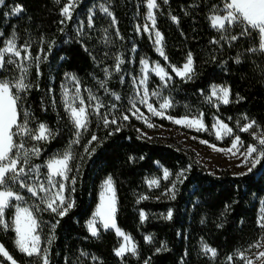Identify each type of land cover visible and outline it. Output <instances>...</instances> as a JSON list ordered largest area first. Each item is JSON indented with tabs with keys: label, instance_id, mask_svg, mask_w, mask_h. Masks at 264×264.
I'll list each match as a JSON object with an SVG mask.
<instances>
[{
	"label": "trees",
	"instance_id": "1",
	"mask_svg": "<svg viewBox=\"0 0 264 264\" xmlns=\"http://www.w3.org/2000/svg\"><path fill=\"white\" fill-rule=\"evenodd\" d=\"M144 1L76 0L70 20L61 15L65 0L59 3L57 0H3L0 3V47L14 32L18 46L30 44L32 56L26 62L19 61L28 65L26 82L31 88L20 94L18 119L22 122L27 113L29 128L35 131L44 123L54 133L49 141L15 139L17 142L23 139L26 148L33 145L41 148L40 155L30 159V164L41 166L40 183H46V161L66 150L73 155L65 195L74 202V207L63 217L51 211L34 212L40 225L41 248H49V264H145V261L149 264H228L230 256L235 264H240L236 252L263 235L257 216L259 199L264 196V166L258 164L246 175L234 174L228 169L208 171L190 149L142 135L138 121L130 113V98L142 58L158 60L172 77L161 90L162 98L173 101V107L166 110L169 115H202L206 133L201 136L216 144L228 145L236 135L245 145L257 143L253 130L259 129L264 134V51L249 50L259 49V34L253 30L251 35L241 36L245 25L240 23L228 26L227 31L211 26L209 17L213 12L221 13L226 0H168L167 3L158 0L156 28L164 37L168 58L165 61L155 52L149 37L137 30L145 13ZM15 5L24 9L18 16L11 13ZM100 5H106L113 15L102 12ZM90 16L91 27L88 26ZM172 16L178 18V23L173 22ZM233 35L238 39L231 40ZM189 52L195 72L191 80H184L169 65L181 66ZM37 55L41 57L39 74L34 59ZM117 56L124 61L119 71H116ZM66 74L78 79L90 112L96 103L89 100L92 95L103 103L100 111L109 113L111 109L109 119L116 116L118 123L105 127L103 120L92 114L88 131L81 135L79 143L72 144L76 139L75 128L61 97V83ZM20 75L15 64L0 69V80L14 83ZM212 85L230 89L228 104L216 105L210 100ZM113 104L115 109L111 108ZM123 115L128 120H123ZM217 117L233 129L232 135L221 141L208 134ZM251 121L257 126L249 132L239 131ZM92 134L98 139L88 146L89 151L95 149L89 157L84 146ZM163 169L170 173L167 179L162 178ZM181 172L183 175L178 178ZM71 177H75L74 184ZM107 177L112 178L115 188L116 225L135 242L136 255L115 254L119 238L114 230L100 228L99 235L92 236L87 228L98 202L100 185ZM151 179H158V185L150 186ZM173 185L174 193L168 191ZM12 188L25 199L13 201L14 206L6 210L10 227L5 231L0 226V244L19 264H42L37 257H28L17 249L11 228L15 205L33 210L40 201L17 185ZM169 211L171 219L166 218ZM141 212L145 214L143 220ZM53 224H56L54 230ZM52 235L55 239L49 245ZM145 237H150V242ZM202 244L215 249L216 255L203 252ZM162 245L166 250L157 252ZM0 264L11 262L0 255Z\"/></svg>",
	"mask_w": 264,
	"mask_h": 264
},
{
	"label": "snow or ice",
	"instance_id": "2",
	"mask_svg": "<svg viewBox=\"0 0 264 264\" xmlns=\"http://www.w3.org/2000/svg\"><path fill=\"white\" fill-rule=\"evenodd\" d=\"M59 3L60 0H57ZM168 0H164V3H167ZM0 3H3V0H0ZM159 5L157 0H147V17L146 19L151 21V31L154 33L153 43L156 45V51L160 54L161 57L167 61V56L164 52L163 40L164 37L162 34L156 30V18L154 15V9H157ZM74 10V5L72 0H69L68 3H65L61 8V15L65 20L72 19V11ZM108 16H112V12L109 11L107 7H102L101 9ZM24 11L23 7L20 5H15L12 9L13 15H20ZM224 12L226 14L219 15L216 12L209 17L211 21V26L216 28L218 31H227L228 26L234 25L237 23L244 24L245 30L241 32V36L251 35L252 31L255 30L260 35L261 39L259 42V49H250L249 51L255 52L257 50L264 51V0H226L224 5ZM7 15V14H6ZM171 19L173 22L178 23V18L172 16ZM64 21L62 20L61 23ZM113 23H115V18L113 17ZM88 26H92L91 16L88 19ZM138 31L141 29L138 28ZM143 31H150L149 25L145 24L143 26ZM119 33H117L118 35ZM238 37L233 35L231 40L235 41ZM216 43L217 41H213ZM30 44H23L18 47L16 43V36L13 34L6 42L4 47H0V69H3L6 65L15 64L21 75L16 78L13 83L10 80H0V226L6 231L9 229L10 225L5 221L6 210L10 207H13V201H24V196L19 192L14 191L12 185H17L20 189H25L27 193L31 194L32 197L38 198L40 203L33 207V210H29L28 207H20L18 204L15 205L16 213L15 218L12 221L11 228L15 232V244L18 250L25 254L28 257H37L42 264H49V248H41L40 245V235L38 234V229L40 227L37 218L34 216V212L42 211H51L60 217L67 215V213L74 207V202L71 201L66 195V185L65 181H68L70 178L68 173L71 171L70 161L73 159L72 152L66 150L63 154L51 158L45 162V167L47 168L46 183H40V165L30 164L31 157L39 156L41 153V148L33 145L31 148H26L23 139L20 142H17L15 137L27 138L34 141H49L54 137L52 130L44 123H40L38 128L34 131L28 127L27 113H24L23 121L21 122L18 112V101L21 100V93L27 92L31 88V84L26 82L28 75V65L25 63H20L19 61H28L32 59L31 53L29 52ZM51 45L49 47V50ZM22 52L25 53L22 56ZM37 62V74L39 61L41 57L37 55L34 58ZM46 59V56L44 57ZM239 63V59L236 61ZM124 61L117 56L116 58V71L120 70V65ZM142 65V72L144 75L139 80V85L144 87L143 95L139 96V102L147 106L148 110L156 116H164L165 110L173 107V101L169 98H163V101L159 104V110L153 107L151 103L148 102L149 92L147 88V73L153 71L158 75L161 81L164 82V86L167 87V82L172 79V77L165 71V68L160 66L159 63H154L150 66V63L147 59H142L140 61ZM193 57L189 52L186 62L181 66L177 67L174 65H169L172 72L184 80H191L195 69L193 66ZM107 73L108 70L105 69ZM70 79L75 80L76 77L70 76ZM103 87V82L101 83ZM77 93H79V84L77 83ZM153 96H159L160 93L153 91L151 93ZM65 110L69 114V118L73 123L75 128V137L71 143L77 144L80 141V137L84 132L88 131L89 116L95 114L97 117L103 120V124L107 127L109 124H117L118 120L116 116H112L109 119V113H102L100 109L104 108L103 103L99 101V98L96 96H89V100H95V106L90 112L85 106V101L77 95L73 98L74 100H79V106H73V101L67 99V94L65 93ZM230 96V89L226 87H213L211 89V97H215L224 104H228ZM116 99L119 100L120 97L116 96ZM112 109L116 108V105L111 106ZM132 108L135 109L134 115L139 113V108H136V104L132 103ZM140 116H143L140 113ZM123 120H128L127 115L121 117ZM139 118V117H138ZM173 119L172 117H168ZM247 119V117H245ZM173 122L178 125H184L188 127L195 128L196 130H201L204 128L202 119L200 118H188L187 116L179 119H173ZM219 129L216 132L218 139L223 138V136H230L233 133V129L230 128L227 124L218 121ZM149 127L153 125L149 124ZM256 125L255 121H251L247 124H244L239 131L240 132H249ZM116 131H119L117 127ZM111 135V133H110ZM253 139L257 141L254 144H248L246 146V151L240 152V147H242L241 138L239 135H236L233 139L232 146L229 149L223 151L232 152L233 155L236 152H240V155L244 157V161L251 162V167L248 168V172H252L257 165L264 166L262 161H264V134L258 135V133L253 132ZM97 136L92 134L91 139L88 141V144L84 146L85 153L92 155L95 151L93 148L89 151V145L94 141H97ZM206 143L205 141H201ZM71 147V145H70ZM236 150L233 152V150ZM221 150V149H216ZM255 154V155H254ZM170 175L167 169L164 170L163 176L165 179ZM183 175V172L178 173V178ZM241 175H246L242 173ZM59 178V179H58ZM31 181V182H30ZM71 182L75 183V177H71ZM182 183L183 180H180ZM151 185H158V181L153 179L149 181ZM75 189L73 188L72 191ZM169 192L175 191V185L168 190ZM42 194V195H41ZM146 197H142L144 199ZM174 198V196H173ZM41 205H43L41 207ZM117 201L115 197V188L113 180L111 177H108L103 184V190L100 194V203L97 206V209L94 213V217H99V221L96 219L90 220L88 222V230L92 236H98V228L96 227L99 223L104 229L115 228L117 235L123 236L125 244H122L120 248L115 250L117 256H124L126 253H131L136 255V246L131 242V238L123 233L116 225L115 215L117 211ZM141 220L145 218V214L141 212ZM172 213L169 211L167 219H171ZM59 221H57V224ZM258 226L261 229H264V215L261 216L258 220ZM56 224L52 225L54 230ZM55 239V236L52 235L48 244L50 245L52 240ZM146 241L150 242V237H145ZM261 244L259 241L257 243L249 245V248H260ZM204 251L206 253H211L214 257L216 255V250L210 248L207 244L203 245ZM166 250V246L162 245L161 248L157 249V252ZM0 254L6 257L11 264H17L16 260L13 259L12 255L5 250L4 245L0 244ZM239 258L244 261V264H253V260L246 257L243 252H240ZM93 259H96L93 257ZM229 260H232L233 257H229ZM255 260L259 261L260 264H264V251H259L255 254ZM145 264H149L148 261H145Z\"/></svg>",
	"mask_w": 264,
	"mask_h": 264
},
{
	"label": "rangeland",
	"instance_id": "3",
	"mask_svg": "<svg viewBox=\"0 0 264 264\" xmlns=\"http://www.w3.org/2000/svg\"><path fill=\"white\" fill-rule=\"evenodd\" d=\"M75 1L76 0H72V4L73 5H74ZM68 2H69V0H65V3H68ZM225 3H226V1H224V4L222 6L223 7L222 8L223 10H222L221 13H218L219 15L226 14L224 12V5H225ZM157 4H158V0H157ZM102 7H106V5H100L99 6V9L101 10ZM144 7H145V13H144V16H143L142 23L139 25V28L141 29L140 31L144 32L149 37V39H150V41L152 43V46H153L155 52L160 56V54L156 51V45L153 43L155 37H154V33L151 31V21H149V20L146 19L147 12H148V9H147V0L144 1ZM157 9H154L153 10L154 11L155 18H156V11H157ZM11 13H12V10H11ZM145 24L149 25L150 31L145 32V31L142 30L143 29V26ZM155 28H156V25H155ZM156 30H158V29L156 28ZM13 34H15V33L12 32L7 38L4 39V42H3L2 47L5 46V42ZM15 36H16V34H15ZM259 38L261 39L260 35H259ZM16 43H17V38H16ZM17 45H18V43H17ZM24 54L25 53L22 52V56ZM161 58L164 59L163 57H161ZM142 59H147L149 61V63H150V66L152 64H154V63H159L160 66L164 67L165 68V71L168 72L166 66L163 65V64H161L158 60H151L148 57H144ZM181 66H178V67H181ZM143 75H144V73L142 72V65L140 63V72H139V75L134 78V81H133V94H132V97L130 98V113H131V116L136 121H138V123H139V131H140V133L142 135L147 136L149 138L158 137V138H160L162 140H165V141L179 143L183 147H186V148L190 149L191 151H193L194 154H195V157H196L197 161L202 166H204V168H206L210 172H214L215 173V172H218V171H220L222 169H228V170H230L234 174H242V173L248 172V168L251 167V162H250V160L249 161H244V157L242 155H240V152L246 151V146L247 145H245L241 141L243 146L240 147V152H236L235 155H233L232 152L223 151L225 149L231 148L232 142H233V139L235 138V136L232 138L231 143L228 144V145L216 144V143L208 140L207 138L201 136L202 133H206V127H205L204 122H203L204 128L201 129V130H196L195 128L188 127V126H184V125H178V124H176V123L173 122V119H179V118H183L185 116H171V115H169L166 112V110H165V113H164V116L163 117L156 116V115H153L148 110V108H147L146 105L141 104L139 102V96H142L143 95L144 87L139 85V80H140V78ZM70 76H73V75L72 74H66L64 76L63 80H62V83H61V97H62V101H63V104H64V108H65V99H66L65 93L67 94V99L69 101H73V98L76 97L77 95H79V97L83 99L82 94H81L80 87H79V93H77V87L76 86H77V83H78V79L76 78L75 80H72V79H70ZM163 87H165L164 86V82L161 81L160 77L158 75H156L155 72L149 71L147 73V88H148V92H149L148 102L151 103L153 105V107L156 108L157 110H159V104L163 101V98L161 96V90H162ZM213 87H225V86H222V85H212L210 87V93H209V98H210V100L214 104H216V105H218V104H224L220 100L216 99L215 97H211V89ZM153 91L159 92L160 95L158 97L151 95V93ZM137 93H139V96L137 95ZM133 102L136 104V108H139V113H136L135 115L133 114L135 112V109L132 108V103ZM73 106H77V107L79 106V100L78 99L73 101ZM84 106L86 108H88V105H87L86 102H85ZM140 113H142L143 116H140ZM186 116L188 118H190V119L193 118V117L200 118L203 121L202 115H192V116L186 115ZM168 117H172L173 119H169ZM218 121L227 124L222 119H220L218 117L215 118L214 119L213 126H212V131L211 132H208V134L209 135H213V137H215L216 141H221L222 139H224L225 137H228V136H223V138H221V139H218L217 138L216 132L219 129ZM149 124H151L153 126L152 127H149L148 126ZM253 132L258 133V135H261L262 134L259 129H255V130H253ZM201 141H205L206 143H202ZM216 149H221V150L218 151ZM235 151L236 150L234 149L233 152H235ZM164 170L165 169H163V171H162V178L163 179H165L164 176H163ZM107 178H105L102 181L101 185H100V190H99V194H98V202H97V205H96V207L94 209V212H93L91 218L88 220V222L90 220H93V219H96L97 221H99V217H94V213H95V211L97 209V206L100 203V194H101V192L103 190L104 181ZM151 180H153V179H151ZM151 180H149V181H151ZM155 180L158 181V179H155ZM149 181H148V183H149ZM115 197H116V195H115ZM19 206L20 207H28L29 210H31V208L29 206H22V205H19ZM15 213H16V207L14 209V213H13L12 218H11V225H12V221L15 218ZM262 215H264V196H262L259 199V207H258L257 220H260V218H261ZM5 221H6V218H5ZM88 222H87V228H88ZM96 227L98 228V231H99L100 228H103L99 223H97ZM110 229L114 230V232L116 233L115 228H110ZM116 235H117V233H116ZM126 235H128V234H126ZM117 236L119 238V245L117 247V249H118V248H120V246L122 244H125L126 242H125L123 236H119V235H117ZM15 239H16V236H15ZM257 241H259L260 244H261V247L260 248H251L250 249L249 246H248V247L243 248V249H241V250H239V251L236 252L235 257L239 260L240 264H244V261L241 260L239 258V255H238L240 252H243L246 257L252 259L253 260V264H256L258 262V261L255 260V254L258 253L259 251H264V229H263V235H262V237L259 240H257ZM257 241L255 243H257ZM131 242L135 244V242L132 240V238H131ZM255 243H253V244H255ZM203 245L204 244L201 245V249L203 250V252H205L204 251V248H203ZM135 246H136V244H135ZM126 254H128V253H126ZM207 254L209 256H212L211 253H207ZM0 255L3 256L2 254H0ZM4 258H6V257H4ZM17 264H19V263H17ZM228 264H235V263H234L233 260H230Z\"/></svg>",
	"mask_w": 264,
	"mask_h": 264
}]
</instances>
